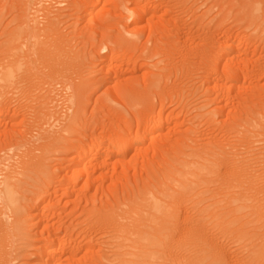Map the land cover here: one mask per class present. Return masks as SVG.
<instances>
[{
  "label": "rangeland",
  "instance_id": "1",
  "mask_svg": "<svg viewBox=\"0 0 264 264\" xmlns=\"http://www.w3.org/2000/svg\"><path fill=\"white\" fill-rule=\"evenodd\" d=\"M34 1L31 5L30 4L32 2L31 0H28V1L27 0H24V1L21 0V3H20V0H0V34H1V32L5 31V29L10 30L11 28H14V26L16 25L17 20L19 18V14H21L20 12L22 10L26 11V13H29V11L30 12L33 11L34 16L36 15V17H39L41 19L43 17V15L40 16L41 13L46 12V9H44V8H50V9L52 8L53 10H55V9L59 10V9H62V7H66L67 10L63 13L64 14L66 13L65 15H67V13L69 14L71 12L70 13L71 17L66 20V23L63 24V26H61L62 31H64V32L66 31L65 33H76V30L77 31L79 30V32H82V28L84 30V28L87 27L86 28V30H87L91 26V23H92V25L94 23L95 28H94V25L92 28L97 30L96 31L93 29V31L96 32L95 34H98V33L100 34V31L101 32L107 31L110 34L115 35V33H117V31L122 30V24L121 23H123L122 22L123 20L121 21L120 17L123 16L122 15L123 13H124V16H126V13L123 12V10L121 8H120L121 11H120V9L118 10V8L120 7V4H119L120 2L118 0H100V1L98 0V3H97V5H95V8H93V9L88 8L87 9V12L89 15V16H87L88 21L91 19L93 20V21L91 20L92 22L89 21L90 23H88V24H90V26L88 27L86 24L88 22L87 19H86L87 22L84 20L86 23L84 21L81 22V20H78L79 10L81 8V0H46V1L45 0H34ZM73 1H74V3H72ZM181 1L184 4L183 8H185V11L183 10V13L179 14L180 21L185 22V23H182V25H183L182 28L184 29L185 27H188V26H190V27H188L187 30H186V28H185V30L182 29L183 31L181 30L182 34L180 33L181 34L180 39H179L180 41L178 39L176 40L179 42V45L176 47L178 49H176V52H174L176 54L173 53L172 56L169 57V60H168V58H167V60L165 59L167 62L171 61L172 64L169 63L170 65L165 63L166 67H167V65H168V67L171 66V69L170 68H169V70H168V68L165 69L166 68L164 65L165 60L162 61L163 64H162V62L159 64L161 67H162V65H163V67H165L164 70H166V71H163L165 77L162 75L164 78L162 77V79H160V81L157 83L156 88L154 86L152 92H150L151 90H149V88H147V90L150 92L149 93L150 95L147 99H145V98L148 96V94L146 96L143 95L144 92L142 93V89L146 90V87H149V85H148L149 80H151L153 78L154 74L159 73L157 71V69H155L153 63H155L156 60H159L160 58L155 57V58H153L154 59L153 60V59H149L146 57L147 58V60H146V58H145L146 55H144V53H143L145 50L143 51V49L144 48L146 49L148 47L152 48V46H150L151 42L149 41V43H148V34L146 33V30L144 31V33H142V35H140V38H139L137 44H135L136 46H134V47L132 46V48L130 47L128 49L125 48L123 50H121L122 48L117 49L118 56H116V57L118 59H120L119 57H122V55L125 53L124 54L125 58L122 57L121 60H118L121 62V63L119 62L118 64H117V59L114 60L116 63L113 64L114 68H113V73L111 74V76H113L114 73H115V76L112 77L113 79L111 78L112 79L111 81L109 80V82H108V79H106L108 77L105 75L106 74L105 71H103L100 74L95 72V71L99 70V69L97 70V68H99V66H100L99 61H98L99 59L93 60V63L87 65L85 68L86 70L84 69V72H83V79L84 80H86L88 78L93 79V77L95 79H104L105 80V81L104 80L102 81L103 83L100 87L91 88V90H93V91L89 90V92L87 93V94H89V96L87 95L88 96V98H87L88 102H87V104L83 110H82V108L79 110V114H81V116L83 117L81 119L82 120L85 119L84 123L88 122L89 126L87 125V123L82 125L81 123H83V122H80V126L76 127L77 124L75 125V124L71 123V119H72L71 117L74 114V113L72 114V112L73 111L75 112L74 108H76L75 104H73L74 102H72V101H75V95H74L75 91L73 92V91H71L72 88H68L65 86V85L69 84L67 81H61L62 78H64V79L69 78V76H68L69 71H70L69 72L70 77L71 78L75 77L76 76V74H75L76 68H73V71H72V68L67 69V71H65V70L60 71L61 75H60V73H58V74L61 77L57 78V79H60V81L57 80L58 81L57 82V81H54L51 79L52 80V82H51L52 84H51L49 79H48V81L44 80L46 78V75L44 76V72L46 71L45 74H48V71L46 70V68H44L45 69L44 70L41 65L37 64L36 68L34 69L35 72H34V70H32L30 72L33 76L31 74H30V76L32 77V80L34 79L35 76L38 77V78L35 77V80L37 82H40V83H36L38 85L35 84V82H36L35 80H33V81L30 80L31 77L29 76L30 77L29 82L31 84L27 83L28 85L25 86L27 89H25L24 86H22V88L24 90H20L21 87H19V88L17 87L16 89L13 88V90L10 89L11 91L9 89H0V101H1L0 102V109H2V111L6 112V114H7L6 118H4L2 124L0 125V134H1L0 135V143H1L0 144V147H1L0 148V165L2 164V166H0V169H1L0 170V175H1L0 178L2 179L4 174H6L4 176L10 175L11 169H12V172H11L12 176H14L15 174L19 175L25 171V169L23 168L25 166V164L30 163V162H32V163L36 162V164H38L39 161L41 162L39 165H41V167L45 170V175L40 176V173H38L39 172L38 168H37V170L36 169L33 170L32 173H35L36 176L34 174L30 173L29 174L30 179L28 178L27 182H28V184H31V185L25 187V191H26L25 194L26 195H29L30 191L32 192L34 190L33 187H31L32 185L34 186V188L36 190V191H33L34 193L37 192L39 195V193L43 192V194L37 196V198L35 196L33 197L34 199L35 198L37 199V201H36L37 203L35 202L33 204L34 206H32L31 203L25 204L26 207H27V205L32 206L33 209L31 210V212H33V210H34V212H35L34 214L36 215V217L39 216L38 218H36V221H35V219L33 220L34 222L32 224L31 223L28 224L30 226H33L34 231L37 230L36 232L39 233V234L36 233V238H38V240L39 239L40 240L39 241L37 240V242H35L33 245L41 247L44 245L43 243H45L46 240H48V239L52 240L54 237L59 236L58 239H61V241H64V243L66 241V243H65V244H67L65 246V253L66 254H68L69 250L72 251L71 249L74 245L77 246V248L79 247L77 249L78 252L76 251V252H73L74 254L72 253L73 257L72 256L70 257V255L67 256L66 254H64L65 257L62 255L59 262H56L57 264H82V263L83 264L84 263L85 264L86 263H88V264H90V263L112 264L113 263L114 264V262H111V260L115 258L114 255L117 254V252H119V253L123 252V249H119V248L115 247L119 242L114 241V240H116V239H114V238H116V236L114 237V235H113L114 233L111 232V229L109 228L110 225H106V224H105V226L101 225L102 228L106 227L105 228L106 231L101 228L102 231L100 229L99 230L97 229L95 232L92 231V232H88V233L83 232L82 231V225L81 224L79 225V222L80 223L82 222V220H83L82 217L84 218V213L86 211H91L92 209H93L92 211H97L98 209L100 211L103 208V206H102L103 204H104V210L107 208L106 210H109V211L112 210V211H118L121 213H123L122 211H124V216L126 217V220H123V224H128V222H129L128 225H130V223L133 224L138 220L137 218H134V217L139 218V216H137L138 215L137 213L135 214L134 212L130 211L131 207H135V208H137V210H138V208H139V210L140 209L144 210L147 206L148 198H150L149 200H151L154 197V198L160 199L161 201L164 200L163 202L165 205H167V203L173 205V207H174L173 209L176 210L175 213L177 212L176 215L178 214L176 216V218L178 217V219H175L178 221L177 225H182L183 223L184 224L188 223V221L191 219H189L187 221V219L185 220V218L182 219V216L184 215L183 217H186L188 215H192V213L189 212V211H192V209H191L192 207H190V206L193 205L192 204L193 200L198 199V192L199 191H196V190H195L196 192L192 191L188 194V196H187V194L182 195V196L176 194L175 191L176 190L180 191L181 188L179 187V189H178V186L175 187V185H174L175 183L173 181L171 182V180H169V177H168L169 174L168 173H171V171L172 172L175 171L174 167H176L177 165L179 167L182 160H184V158H185L184 154H188V153L192 152L193 150L199 148L200 145L203 146V145L207 144L209 141H211V143L212 142L215 143V146L219 145V147H222V145L224 143L222 148H224V146H225V149L230 144L231 145L235 144V143H232V142L236 141V138L231 137L233 135L229 134V136H228V133H225L226 131L222 132V124L219 125L222 118H223V120L225 119V117L227 119V116L232 117L236 112L241 111L243 119H245V118L249 119V118L253 117L259 123V125H260L259 129L264 128V17L262 16V13H260V18H259L260 20L258 19L259 20V22H258L259 26H249V25H246V23L244 24V22L246 20L243 22V19H245L244 17L246 15V13L251 12L252 9L247 8L245 6L244 0H242V2H243L242 5H244V6H242V8H244L243 10L241 8V5H239L240 0H236V1L233 0L235 3L232 2V0H224V1L220 0L221 2L218 0H214V2H212L213 0H210L211 3L209 0H207V1L206 0H204V1L203 0H197L196 1L197 3L194 0H188L187 2L185 0H181ZM262 1L264 2V0H262ZM24 2H25V4L26 3L30 4V6L28 4L24 5ZM37 2L40 3V7L35 8L37 6V4H36ZM61 2L62 3L66 2V3L60 5L59 3H61ZM215 2H217V4H215ZM219 2L221 4H219ZM237 2L239 4H237ZM17 3L19 4V6H17V9H16L15 4L18 5ZM34 3L36 4V6H33ZM42 3H43V5H42ZM190 3H192V4H190ZM13 5H14L16 10L13 9ZM23 5L25 8L23 7ZM188 5L189 6L195 5L194 7L190 6L192 11L190 10V8H188V10H187L186 7H188ZM212 5H213V7H212ZM10 6H12V7H10ZM67 6H70V7H67ZM217 6L218 7L220 6V8H218L219 10L217 9ZM113 7H115V9ZM42 8L44 9V11ZM108 8H110V10L111 9L112 10L110 11ZM210 8H212V10H210ZM162 9H166L165 12L168 11V8H165L164 6H162V7L160 6L159 7L160 13L157 12V15H159V16H157V18L160 16L162 17V13L164 11V10L162 11ZM194 9H195V11L193 12ZM239 9H240V11L242 10V12H240ZM247 9H249V11ZM17 10L19 11V13ZM101 10H103L104 13H102L103 11H101ZM105 10H107V13H110V12L116 10L115 14L113 13L115 16H118V13L116 14V12H119V11L122 14L119 12L121 14V16L119 17L120 19L118 20L117 17H114L113 19H111L110 23H107L108 26L106 25V27H105V25H102L101 23H99V24H101L102 26H100V25L97 26L98 22H100V20L96 18L97 19V22H96L95 21L96 19L90 18V14H92L90 12L91 11L94 12L93 15L96 14L94 17L101 16L104 19V16L108 15V14H106ZM186 10L189 11V13L193 12V14L195 13L196 15L195 14L193 15L192 13L189 14ZM206 11H207V13H206ZM218 11L224 12V13L219 12L221 15L223 13V16L220 15L223 18H220ZM237 12L240 13L241 17H243L242 19L240 16L238 17L239 13H237ZM33 13H32V15H33ZM226 13H228V14L225 15ZM201 14H203V15H201ZM243 14H245V15H243ZM93 15H91V16H93ZM191 15H193L194 18H196L197 16L198 17L201 16V19L198 17L196 18L198 20L200 19V25L198 24V20H197L198 25H197V27L193 26V28H194L193 31H191L193 29V28L191 29V25L195 24L196 21L194 18L190 17ZM232 16H234V17L232 18ZM224 17H227V19H229V20L228 21H227V19L224 20L225 22H227V24L223 22L224 23V28H223V26L219 25V22L221 20H223ZM235 17H236V20L234 19ZM214 18H216L218 21H216V19H214ZM232 19L235 20V22ZM193 20L195 22H193ZM240 20H242V21L240 22ZM40 21H44V20H40ZM40 21H38V23ZM101 21H102V19H101ZM126 21H127V24H129V26H127V29H126L127 31L133 32V30H134V33H139V30H137L138 32L136 31V29L134 28L136 26L132 22H130L128 20H126ZM126 21L124 20V23ZM144 22H146V21H144ZM191 22H193V23H191ZM236 22H239V23H236ZM242 22H243V24H241ZM44 23H43V25H44ZM109 24H111V25H109ZM145 25L147 26L148 24L145 23ZM145 25H142V27L146 28ZM226 25H228V26H226ZM39 26H40V24H39ZM199 26H200V29L198 28ZM201 26H203V27H201ZM216 26H217V28H216ZM89 30H91V29L89 28ZM220 30L221 31L226 30L228 32L227 37H225V38L230 43V50H228L229 51L228 58L230 57V60L227 62L228 65H227L226 69L228 70V73H230V75H229L230 77L228 76L229 79H227V80L222 79L220 82H217V84H216V85L221 84L220 85L221 88H222V84H224L223 88L226 89V90H223L224 96H225V94L227 95V97L225 96L226 99L223 96L224 97L223 99H225L224 101L221 98L222 100L218 104L217 107H219L221 104L222 107H223V105H225L226 109L223 107L225 109V110L223 109L224 113L221 114L222 112H218L219 114L215 116V119L218 122L216 124L219 125L221 128L216 125L212 131L211 130L209 131V132H211L209 134V133H207L208 131H205L206 126H202L203 125L202 120H204L202 118H204V117H201L202 120H200V118L197 119V114L195 112H198V110H196V107L197 106L199 107L200 103L199 104H196V103H198L200 101H198L197 98L195 99V97L192 93H194L195 88L198 86L197 84L200 82H201L200 83L201 85L199 84V86H200L199 92H201L202 89H203L202 91H204L205 89L206 90L210 89L209 87L208 88H206V87L211 85L210 84L211 82L209 83L208 81H211V80H209V78L211 79L210 75L212 74V72L210 71L211 73H209L208 70L205 72V69L202 67V64H200V62H199L200 60H198L200 55L197 54L198 53L197 48L199 49V51H201L203 48H205V46L209 47L211 42H213V44L215 43L214 39L219 41V42L220 41L223 42V40L225 41V38H224L225 35L224 34H226V31H225V33H222L223 31L221 32ZM196 31H198V33ZM190 32L192 33L191 34L192 38H190V36H189ZM220 32H221V35H220ZM229 32H230V34H229ZM193 33H195V34H193ZM212 34H213V36H212ZM209 35H210V37H209ZM90 36H91V38L95 37L94 39H92L93 41H91V42L96 44V41L98 40L99 42H97V43H99V45L101 44L100 39H99V35L98 36L93 35V37H92V35L90 34ZM126 36H128V35H126ZM96 37H97V39H96ZM206 37H207V39H206ZM211 37H213V38L210 39ZM184 38H185V40H184ZM187 38H190V39H187ZM209 40H212V41L210 43H208ZM2 41H3V39L0 37V50L1 51H2V49L4 50V48H2V45H1ZM178 42L176 44H178ZM218 43L216 42L215 45H217ZM229 43H227V44H229ZM73 44L74 43H72V46L70 47L72 49H70V48L68 49V53L70 56H77L78 55L77 58H78V60L80 59V61H81L82 60V52H83L81 50H82V47H84V46H82V43H79L78 45H77V43L74 45ZM104 44H106V43H103V45L101 44L102 47L97 48L96 53L99 54V57H102V55L105 54V52L107 51V50H103V48L105 47ZM186 44H188V45H186ZM106 45L109 46L108 43ZM181 45H183V46H181ZM215 45H213L212 51H214L215 49L217 50L219 48L220 44L216 46L217 48L215 47ZM74 46H75V48H74ZM110 46L112 47V45H110ZM182 47H184V49ZM85 48L87 50H89L90 46L85 45L83 50H86ZM180 48H182V49H180ZM245 49H247V51H245ZM24 50H25V48H24ZM216 50L214 52H212V53H215L213 55L214 58L216 56V53H218V52H216ZM186 52H187V54H186ZM192 54H194V57ZM195 54H197V55H195ZM126 55H128V56H126ZM176 56L179 58H177ZM182 56H185V57H182ZM195 56H198V58H196ZM130 59H131V61H130ZM161 59H162V57H161ZM172 60H173V62H172ZM25 61H27V59ZM153 61H155V62H153ZM128 62H130L131 64ZM188 62H190V63H188ZM187 63H188V65H187ZM229 63H230V65H229ZM183 64L185 65V67L183 66ZM189 64H191V65H189ZM222 64H224L223 60H221L219 62V68L222 66ZM186 66L189 67L190 69H188ZM180 67H181V69H180ZM229 68H230V70H229ZM174 69H175V71H174ZM212 69H209V70H212ZM81 70H82V67L80 68V70H77V71L81 72L80 73L81 77H80L79 81L82 82V71ZM167 70H168V72H167ZM184 70L187 71L186 74L183 73ZM36 72H37V74H35ZM201 72H202V74H201ZM204 72L206 73L205 77H206L207 81H206V79H204V76H203ZM39 73H42L43 75L42 76H41V74L38 75ZM235 73L238 76H236ZM62 74H64V77L62 76ZM57 75H56V77H57ZM36 78L39 80H37ZM41 78H43L44 81ZM64 79H62V80H64ZM72 79H74L75 82H77V80H78L77 77L72 78ZM172 79H173V82H172ZM41 80H42L43 84H42ZM126 80H128L130 82H128ZM223 81L224 82L226 81V82L224 83ZM62 82L63 83L65 82V84H63ZM128 83H131V84H128ZM34 84H35V87H31V85L34 86ZM41 84H42V86H41ZM173 84H175L177 86H175ZM146 85H148V86H146ZM178 85H180V86H178ZM203 85H204V88H202ZM28 86H30L31 88ZM127 86L131 89L132 88H134L135 90L137 89V91L139 92L138 93L139 95L137 94L138 96L135 95L133 97L132 95H128V93L123 92L124 91L123 87H127ZM182 86H184V87H182ZM178 87L181 89H179ZM108 88H109V90H108ZM192 89L194 91H192ZM105 91H107V92H105ZM112 92L114 93V95ZM190 92H191V94H190ZM15 93H17V94H15ZM110 93H111V95H110ZM140 93H142V95ZM180 93H181V95H180ZM46 94L48 97L46 96ZM71 94H73V95H71ZM222 94H221V96H222ZM180 96H182V97H180ZM211 97H213V96H211ZM211 97H207V99L210 98L209 100H211ZM45 98H46V100H45ZM48 98H49V100H48ZM9 100H11V101H9ZM195 100L197 102H195ZM2 101H3V103H2ZM222 101H223V103H222ZM45 102L47 104H45ZM212 107L213 106H211L210 109ZM206 108H204V109H206ZM208 108H207V110H209ZM42 109H43V111H42ZM72 109H74V110H72ZM204 109L201 111V113H203ZM205 111H204V113H205ZM149 113H152L151 119H153L152 120L153 122L155 120L153 118L154 115H156V116H158V115L162 116L163 115L162 116L163 119L165 118V120H164L165 122L163 123L162 128H161L162 130L159 133H157V132L154 133V136L156 138L154 139L153 142L152 141L148 142L146 140L145 141L143 140L142 142L138 143L139 148L135 144L136 145L135 148L133 147L134 146L133 145L132 146L133 149L127 148L128 150H124L123 153L117 151V149L114 147L107 148V146H106L107 142H115V139H116L115 137H117V136H115V135H117L116 130H117V132H119V131L121 132V131H125V130L127 131V129L128 130L130 129V134H133L136 132V130H139L141 132L142 129H146V133H150V128H151L150 126L153 125V122L151 123V121H149L151 123L150 124V123H148L147 119L145 118V117H147V115ZM225 114H226V116H224ZM40 115H41V117H40ZM42 115H43V118H42ZM156 116H154V117L156 118ZM194 118L198 120V123L202 127L198 123H196L197 120L195 121ZM69 119H70V121H69ZM166 119H167V121H166ZM58 120H59V122H58ZM82 120H80V121H82ZM61 122L65 123L67 125H65V124L62 125ZM68 123H70V124H68ZM61 125H62V127H61ZM74 125H75V127H74ZM85 125H87L86 126L87 129H85L86 128ZM196 125L198 126L197 127L198 130L195 129ZM68 127L69 128L73 127L72 128L73 130L71 129L72 131L71 130L69 131ZM148 127H149V129H148ZM218 128H219V130H218ZM190 129H191V131H190ZM88 130H89V133H87ZM194 130H196V132ZM251 130H252V128H251ZM255 130H257V129H255ZM114 131H115V133H114ZM221 132H222V134H221ZM49 133H50V136H49ZM204 133H206V134H204ZM224 133H225V135H224ZM226 136H228V137H226ZM204 137H205V139H204ZM95 138H97V141L95 144V147H97V149L93 150L91 153H88L89 155H87L85 159L81 160L82 170L80 172H82V173H81V175L79 174V176H80L79 180H76V176H74L76 173L74 170L76 167L75 166L76 163L74 162L75 160H73V157H75L74 155H76L81 150L85 151V152L88 151V148H90L92 146L93 139H95ZM226 138H229V139L226 140ZM35 140H38V141H35ZM111 140H114V141H111ZM201 142H203L204 144ZM228 142H231V143H228ZM45 143H46V145H48L47 147H45L46 149L43 148L44 146H46ZM226 143H228V144H226ZM216 144H218V145H216ZM10 145H12L11 146L12 148L10 147ZM42 145H43V147H41ZM14 146H15V149H14ZM195 146L196 147L198 146V147L196 148ZM37 147H38V149H37ZM40 148H42V149H40ZM73 148H75L76 150ZM79 148H80V150H79ZM27 149L29 152L26 151ZM43 149L46 150L45 153H42V152H44ZM77 149H78V151H77ZM263 150H264V142L256 144V147H255L256 152H262ZM76 151H77V153H76ZM34 160H36V161H34ZM15 163H16L17 167L15 166ZM21 164L22 165L24 164V165L22 166ZM8 166H10L11 168ZM15 167H16V169L18 167L19 168L16 170V169H14ZM23 169H24V171H21ZM169 169L170 170L172 169V170L170 171ZM166 170H168L167 171L168 173L166 172ZM34 171H37V173ZM165 172H166V174H168L167 176L164 174ZM259 173H264V169L259 170L258 174ZM162 174L164 176H162ZM37 176L39 179L37 178V180H35L36 178H34V177H37ZM72 176H74V178ZM88 176H89V181H87V183H86L85 180L88 179L87 178ZM19 177L20 176H17V178H19ZM53 177H56V178H53ZM163 177L168 178L167 181ZM20 178H22V177H20ZM44 179L46 182H48V184H47L48 190L47 191H49L48 192L49 196L47 194L46 195L44 194L45 193L44 188H43V191L38 190L42 186L39 187L38 189L36 188V187L41 185V183H42L41 180L44 181ZM29 180H30V182H29ZM38 180H39L38 185L37 184L35 185L34 183L37 182ZM74 180H76V181L74 182ZM163 181H165V182H163ZM167 182L170 183L171 185L168 184ZM61 184H63V186ZM163 184H165V187ZM159 185H161V186L159 187ZM166 186H169V187H166ZM161 187H162V189H161ZM26 189H29V190H26ZM51 190H53L55 193L52 194ZM162 192L164 193V195H161ZM189 195L190 196L192 195V198ZM170 197H172L173 200L169 199ZM219 197H221V198H219ZM219 197H218L219 199H217V200L221 199L220 200L221 202L219 205L225 206L224 200L227 201V198L229 199L230 195L228 194V195L224 196L222 194V195H219ZM39 199H40V201L44 199V204H43V201L40 202ZM191 200H192V202H191ZM39 202H40V204H42V206H40V208H43V209L39 208V210L38 209L36 210L35 208ZM183 204H185V205H183ZM43 205L44 206L47 205L48 206V207H46L47 209L46 208L44 209ZM128 208H130V209H128ZM40 210H43V213ZM119 210H122V211H119ZM127 210H129V211H127ZM50 211H51V213H50ZM38 212H40V214ZM127 213H128V215H127ZM133 213H134V215H133ZM185 213H186V215H185ZM49 215H51V216L49 217ZM45 217H46V220H45ZM191 218H192V216H191ZM249 219H251V218H249ZM249 219H246V218L233 219V218L228 217L225 219L222 218L220 220L219 219H217V220L221 221V224H223L222 222H224L225 223L224 225H228V228L226 230H228L229 228H232V230H234V227L235 228L240 227L242 230L241 232H243L247 236L250 235V237H251L253 232H252V228H251L252 225L247 224L250 221ZM192 220L189 221V223H191ZM217 220H215L216 222L213 223V224H215L214 225L215 228H212L211 232L208 233V238L218 237V238H216V239H219L217 241H220L222 239L220 241V244L226 245L230 241L227 236L232 230L230 232L228 230L227 233L225 232L226 231L225 230L224 231L226 233L225 234L222 231L226 227L224 225H222L224 229L222 227H219L220 230L223 229L222 231H219L218 229H217V231H215L217 224L219 223ZM254 220H255V218L253 220L251 219V221H254ZM38 221H40V223ZM45 221H47V222L45 223ZM68 221L70 222V224L68 223ZM132 221H134V222H132ZM49 222H50V224H48L49 226L53 225L52 229L50 228L48 231L46 229H45V231L42 230V229H44V223L47 224ZM120 222L122 223V220H120ZM35 223H37V224L35 225ZM41 223L43 224V227H42ZM244 224H247V226H245ZM66 225H67V227H66ZM76 225H77V227H76ZM63 227H66V228L64 229ZM108 228H109V230H108ZM55 229H57L58 231H55ZM213 229H214V231H213ZM46 231L48 232V234ZM66 231H68V232H66ZM40 232L41 233L43 232L42 235H40L41 234ZM49 232H50V234L52 233V235H50ZM104 232H107V233H104ZM56 233H58V234L55 235ZM60 233H62V234H60ZM47 235H50V236L48 237ZM191 235L192 234L186 235L185 233H183V232L181 233L177 230L170 232V233L169 232L165 233L164 236L161 237V240L163 242L160 241V242L156 243L157 245L158 244L160 245V247L159 246L156 247L157 248L156 250H159V251H157L159 253L158 257L159 258L161 257V258L160 259L158 258V260H156L155 262L156 263L158 262L157 264H211V263H213V261H217L218 256H219L220 257L219 259L223 258L222 260H220L221 264H224V262H225V264H264V262H262V261H264L263 260L264 257L262 260L261 259L255 260V259H252L250 257V255L254 256L255 253H253V252H255V250L257 251V249L260 250L262 248V247L261 248L255 247L257 249H251L252 246H250V245L252 243H254L253 239L249 240L250 241L249 244L251 243L250 245L247 244L248 243V240H247V241H245L244 245L242 244L239 246L235 245L236 243H234L232 245V242L230 241L231 245L228 248H226V247L230 243H228L227 246L224 245L225 247L223 246L221 248L222 250L217 251V250L204 249V248L201 249L199 247V245L196 242H194L196 240V237L194 235H192V236ZM229 235L231 237V233ZM51 236H52V238H51ZM193 236L195 239L193 238ZM46 237H48V239ZM57 237H56V240H57ZM67 237L69 238V240ZM205 237L207 238V234ZM222 237H224V238H222ZM130 238L135 239L134 236H132ZM86 239L88 241H86ZM225 239H228L229 241L226 240V242H227L226 243V242H224ZM53 240H55V238ZM82 240H84V241L82 242ZM154 240L155 241H153L154 242L153 244H147L146 246L140 247V248L138 246H136L135 244L131 245L132 246V247H130L131 249L130 248L128 249V251H130V254H131L130 258H132V259L137 258V256H139L140 253H142V251L144 249H148L147 252L148 251L151 252L152 249H155V242H157L156 239H154ZM7 242H8V245H7L6 251H8V250L9 251H8V253L6 252L5 260L8 256L10 258L8 257L9 258L8 263H7V260L5 261L6 264H31V263L35 264L36 263V259L33 257L35 256L34 254H37L38 250L36 249L37 250V252H36L34 246H33L34 248L31 247V249L29 247H26L25 249H27V248H29V249H27L26 251H24L25 249H23V251H22V250L18 249L21 246L20 247H18V246L24 244L23 240H20V242L23 244H21L20 242H16V240H12V238L11 239L8 238ZM221 242H223V243H221ZM161 243H163V246H161L162 245ZM14 244L17 246L15 247ZM153 245H154V247H153ZM84 246H86V247H84ZM148 246H150V247H148ZM23 247H25V245H23L20 249H22ZM39 247H38V249H39ZM54 248L56 249V248H58V246L56 245V247L54 246ZM13 249L15 252H13ZM263 249L264 248H262V250ZM156 250H152V251H156ZM16 251H18V252L16 253ZM20 251L24 252L25 255L22 254V252H21V254H19ZM145 251L146 250H144V252ZM31 252L34 253L32 256H30ZM124 252H125V249H124ZM13 253H16V254H13ZM217 253H219V254H217ZM27 254H28L29 258H27ZM220 254H221V256H220ZM263 254H264V251H263ZM11 257L14 258V260ZM67 257H68V259H67ZM88 260H90V262H87ZM249 260H251V262ZM239 261L242 263H240ZM258 261H260V262H258ZM5 262H4V264H5ZM156 263H154V264H156Z\"/></svg>",
  "mask_w": 264,
  "mask_h": 264
},
{
  "label": "bare ground",
  "instance_id": "2",
  "mask_svg": "<svg viewBox=\"0 0 264 264\" xmlns=\"http://www.w3.org/2000/svg\"><path fill=\"white\" fill-rule=\"evenodd\" d=\"M31 1L32 2L30 4L32 5V3H33L34 0H31ZM118 1L120 2L119 3L120 4V7L118 8V10L121 8L123 10V12L126 13V16H124V13L122 14L120 12L121 9H120L119 12L123 16H121V14L119 12H116V14L118 13V16H115L114 14H115V11L116 10H114V11H112L110 13H107V10H105L106 11V14H108V15L107 16H104V19L101 16L94 17L96 14L93 15L94 12H92V11L90 12V13H92V14H90V18H93V19H96L97 18V19L100 20V22H98V25L97 26H99V25L100 26L105 25V27H106L107 23H110L111 22V19H113L114 17H117L118 20L121 18L120 20L121 21L123 20L122 21L123 23H121L122 24V30L121 31H117V33H115V35L114 34H110L107 31H106L107 33L100 31V34L99 33L98 34H95L96 32L93 31V29L95 28L94 23H93L94 28H92L93 27L92 23H91V26H90V24H88V23L92 22L93 20L91 19L92 21L91 20H89L90 22L88 21L87 16H89V15H88L87 9L88 8H92V9L95 8V5H97L98 0H81V8L79 10L78 20H81V22H83L84 20L86 21V19H87L88 22L87 21H86L87 23L85 21L84 22L87 24L88 27L90 26L89 28L91 30H89V28L86 30V28H87L86 27V28H84V30L82 28V32H79V30L78 31L76 30V33H65L66 31L65 32L62 31V27L61 26H63V24L66 23V20L71 17V15H70L71 12L69 14L67 13V15H65L66 13L65 14L63 13V12H65L67 10L66 7H62V9H59V10L58 9L57 10L56 9L53 10L52 8H51L52 10L50 8H44V9H46V12L45 13L43 12L44 9L42 8L43 9V11H42L43 13H41L40 16L43 15V17L41 19L39 17H36V15L34 16L33 11L32 12L29 11V13H26V11H23L22 10L20 12L21 14H19V18H18L17 23L14 26V28H11L10 30L9 29L8 30L5 29V31L1 32V34H0V37L3 39L1 45H2V48H4V50L2 48H1L2 51L0 50L1 51L0 52V89H9V90L12 89L13 90V88H15V89L17 87L18 88L19 87L22 88V86H24V88L27 89L25 86L30 83L29 82V79L31 77L30 76V74H31L30 72L36 68L37 64L38 65H41L43 67V69L46 68V70L48 71V74H45L46 71L44 72V76L46 75V78L44 80L45 81L46 80L48 81V79H49L50 80V83L52 82V80H54V81L59 80L60 81V79H57L58 77H61L60 76L61 75V72L60 71H63V70L67 71V69H71V68H72V71H73V68H76L75 69L76 70V73H75L76 76L75 77L78 78L77 82H75L74 79H72V78H75V77H72V78L70 77V75H69L70 74L69 73L70 71L69 70H68L69 71L68 72L69 78H65V79L62 78L64 80L61 79V81H67L69 84L68 85H65V86L68 87V88H72L71 91H73V92L75 91V93H74V95H75V101H72V102H74L73 104H75V107L76 108L73 107L75 109V112L74 111L72 112V114L73 113L74 114L71 117L72 118L71 119V123L72 124H75V125L77 124L76 127L80 126V122H83V123H81L82 125H84V124L87 123V125L89 126L88 122L84 123V120L85 119L84 120L81 119L83 117L81 116V114H79V110L81 108L83 110L84 107L86 106V104L88 102L87 101V98L89 96V94H87V93L89 92V90H91V88L100 87L102 85V83H103L102 81L104 79H95L93 77V79L92 78H88V79L85 78L86 80H84L83 79L84 69L86 68L87 65L93 63V60L99 59L98 61H99L100 66H99V68H97V70L98 69L99 70L98 71H95V72L100 74L103 71H105V73H106L105 75L108 77L106 79H108V82H109V80L111 81L113 79L112 77L115 76V73H114L113 76H111V74L113 73V68H114L113 67L114 66L113 64L116 63L114 60L117 59V64H118L120 62L118 60H121L122 57L125 58L124 57V54H125L124 52H123L124 54L122 55V57H119L120 59H118L116 57V56H118L117 49L118 48H122L121 50H123L125 48L128 49L130 47L132 48V46L133 47L136 46L135 44H137V42H138V40L140 38V35H142V33H144V31L146 30V33L148 34V43H149V41L151 42V45L150 46H152V48L151 47L150 48L148 47L146 49L145 48L143 49V51L145 50L143 52L144 55H146L145 58L146 57L149 58V59H153L155 57H159L160 58L159 60H156V62L153 61V62H155V63H153L154 64V67H155V69H157V71L159 73L154 74L153 75V78L151 80H149V84H148L149 87H146L148 85L145 86L146 87V90H147V88H149V90H151L150 92H152L154 86L156 88L157 83L160 81V79H162L163 76L165 77V75L163 73V71H166V70H164V68L166 67L165 63L168 64V65L172 64L171 61H168L167 62L166 60H167V58L169 60V57L172 56V54L174 52H176V49H178L176 47L179 45V42L176 41V40L177 39L178 40L180 39V35L182 34V31L185 30V28L187 30L188 27H190V26H188V27H185L183 29L182 28L183 27L182 23H185V22H181L180 21V18H179V14L183 13V10L185 11V8H183V5L184 4L182 3L181 0H118ZM185 1L187 2L188 0H185ZM194 1L196 2L197 0H194ZM218 1H220V0H218ZM234 1H236V0H234ZM234 1L232 0V2H234ZM244 1H245V6L247 8L252 9V11H253V12L252 11L251 12H248L249 9H247L248 10L247 11L248 13H246V15L243 14V15H245V17H244L245 19H243V22L246 20L244 22V24L246 23V25H249V26H259L258 25V22L260 20L259 19L260 18V13H262V16L264 17V2L262 0H244ZM212 2H214V0ZM220 2H219V4H221ZM20 3H21V0H20ZM64 3H66V2H63V3L61 2L59 4L62 5ZM72 3H74V1ZM210 3H211V1H210ZM26 4H28V3H26ZM26 4L24 2V5H26ZM30 4H28V5L30 6ZM34 4H33V6H36V4H37V6L35 8L40 7V3L39 2H37L35 5ZM190 4H192V3H190ZM215 4H217V2H215ZM237 4H239V3L237 2ZM242 4H243V2H242V0H240V4L239 5H241V8H242V6H244ZM24 5H23V7H24ZM42 5H43V3H42ZM15 6H16V9H17V6H19V4L18 5L15 4ZM160 6L161 7L164 6L165 8H168V11L165 12L166 9H162V11L164 10L163 13L161 12L162 13V17L160 16V17L157 18V16H159V15H157V12L160 13L159 12L160 11L159 10V7ZM190 6H193V5H190ZM190 6L188 5V7H186L187 10H188V8H190ZM10 7H12V6H10ZM67 7H70V6H67ZM212 7H213V5H212ZM113 8L115 9V7H113ZM218 8H220V6L219 7L217 6V9ZM13 9L16 10L15 7H14V5H13ZM108 9L110 10V8H108ZM243 9L244 8H242V10ZM190 10L192 11L191 8H190ZM210 10H212V8H210ZM242 10L240 11V9H239L240 12H242ZM101 11H103V10H101ZM194 11H195V9L193 10V12ZM187 12L189 13V11H187ZM193 12H191V13L193 14ZM219 12H223V11H218V14L220 16L221 14ZM18 13H19V11H18ZM32 13H33V15H32ZM102 13H104V11ZM191 13H189V14H191ZM206 13H207V11H206ZM223 13H222L221 16H223ZM237 13H239V12H237ZM203 14H201V15H203ZM227 14L228 13H226L225 15H227ZM91 15H93V16H91ZM193 15H191L190 17L191 18H194ZM221 16H220V18H223ZM239 16H240V13H239L238 17ZM233 17L234 16H232V18ZM196 18H194L195 21H196V23L191 25V29L193 28V26L194 27H197L198 24L200 25L201 16L198 17V18H200L199 20L196 19ZM216 18H214V19H216ZM242 18L243 17H241V19ZM97 19L95 20L96 22H97ZM101 19H102V21H101ZM225 19H227V17H224V19L219 22V25L220 26H223V28H224V23L227 24V22L224 21ZM234 19L236 20V17ZM40 20H44V21H40ZM124 20L125 21L128 20V21L132 22L136 26V27H134L136 29V31L139 30V33H134V30H133V32L132 31H127L126 29H127V26H129V24H127V21L124 23ZM197 20H198V24H197ZM228 20L229 19H227V21ZM235 20H233V21L235 22ZM38 21H40V22L38 23ZM144 21H146V22H144ZM195 21L193 20V22H195ZM216 21H218V20L216 19ZM241 21L242 20H240V22ZM193 22H191V23H193ZM243 22L241 24H243ZM43 23H44V25H43ZM99 23H101L102 25L99 24ZM145 23H147L148 25L146 26ZM236 23H239V22H236ZM39 24H40V26H39ZM109 25H111V24H109ZM142 25H145L146 28H143ZM217 26H216V28H217ZM226 26H228V25H226ZM201 27H203V26H201ZM198 28L200 29V26ZM94 30H96V29H94ZM193 30H194V28L191 31H193ZM198 31H196V32L198 33ZM225 31H223L222 33H225ZM221 32H220V35H221ZM90 34L92 35V37H93V35L94 36H96V35L98 36L99 35V39H100V42H101L102 45H103V43H106V44L108 43L109 44V46L106 45V44H104L105 47L103 48V50H107V51L106 52L104 51L105 54H103L102 57H99V54L96 53L97 48L102 47V45L100 44L101 45L100 46L99 43H97V42H99L98 40L96 41V44L93 43V42H91V41H93L92 39H94L95 37L94 38H91ZM189 34H190L189 35L190 38H192L191 37L192 36L191 35L192 33L190 32ZM193 34H195V33H193ZM213 34H212V36H213ZM227 34H228V32L226 31V34H224L225 35L224 38L227 37ZM229 34H230V32H229ZM126 35H128V36H126ZM207 37H206V39H207ZM209 37H210V35H209ZM185 38H184V40H185ZM190 38H187V39H190ZM212 38L213 37H211L210 39H212ZM96 39H97V37H96ZM211 41L212 40H209L208 43H210ZM225 41L223 40V42L222 41L219 42V41H217V40L214 39V42L215 43L216 42L217 43L219 42L217 45L220 44L219 45V48L217 49L218 51L215 49L216 52H218V53H216L215 58L213 57V55L215 53H212V52L215 51V50L212 51L213 50L212 47H213V45H215V43L213 44V42H211V44H210L209 47L208 46H205V48H203L201 51H199V49L197 48V50H198V53L197 54L200 55V56L198 55L199 56V59L198 60H200L199 61L200 64H202V67L205 69V72L207 70L209 71V73L212 72V74L210 75L211 79L209 78V80H211V81H208L209 83L211 82L210 84L212 86L210 85V86H207L206 87V88L209 87L210 88L209 90L208 89L207 90L205 89L204 91H202L203 90L202 89L201 92H199L200 91L199 84L201 82L198 83V84L196 83L198 86L197 87L195 86L196 87L195 88V91L192 89V91H194V93H192V94L194 95L195 99L197 98V100L200 101V102L196 103V104H199L200 103L199 104L200 106L199 107L198 106L197 107L195 106L196 107V110H198V112H195L197 114V119H199V118H200V120L204 119V120H202L203 122L201 121L202 124H203L202 126H206V129L207 130L205 129V131H208L207 133H209V134L211 133L209 131L210 130L212 131L214 129V127L217 125L216 123H218L217 120L215 119V116L219 114L218 112H222L221 114H223L224 113L223 111L226 109L225 108V105H223V107L225 108L224 109L221 106V104H220L219 107H217L218 104L221 102V100L225 96L227 97L226 94L224 96V91L223 90H226L225 88H223L224 87L223 86L224 84H222V88L223 89L220 86L221 84L216 85L217 82H220L222 79L223 80L229 79L228 76L230 75V73H228V70L226 69V67L228 65L227 62L230 60V57L228 58V56H229V51L228 50H230V43H229V41H227L226 38H225ZM177 42H178V44H176ZM72 43H74V44L77 43V45L79 43H82V46H84V47H85V45L90 46V49L89 50H87L86 48H85L86 50H83L84 47H82V50L81 51H83V52H82V60L81 61H80V59L78 60V58H77L78 55L77 56H70L69 55L68 49L72 46ZM227 43H229V44H227ZM110 45H112V47ZM186 45H188V44H186ZM217 45H215V47ZM181 46H183V45H181ZM24 48H25L26 51L24 50ZM74 48H75V46H74ZM182 48L184 49V47H182ZM182 48H180V49H182ZM70 49H72V48H70ZM245 51H247V49H245ZM174 54H176V53H174ZM186 54H187V52H186ZM197 54H195V55H197ZM192 55L194 57V54H192ZM126 56H128V55H126ZM198 56H195V57L198 58ZM161 57H162V59H161ZM182 57H185V56H182ZM147 58H146V60H147ZM177 58H179V57H177ZM26 59H27V61H25ZM221 60L224 61V64H222V66L219 68V62ZM130 61H131V59H130ZM162 61H164V65H165V67H163V65H162L163 68L159 65ZM172 62H173V60H172ZM128 63H130V62H128ZM188 63H190V62H188ZM188 63H187V65H188ZM162 64H163V62H162ZM184 64H183V66L185 67ZM168 65H167V67L165 69L168 68V70H169V68L171 69V66L168 67ZM189 65H191V64H189ZM229 65H230V63H229ZM81 67H82V70H81L82 71V82L79 81V79L81 77V74H80L81 72L80 71L79 72L77 71V70H80ZM187 68L190 69L189 67H187ZM230 68H229V70H230ZM180 69H181V67H180ZM209 69H212L213 71L212 70H209ZM168 70H167V72H168ZM185 70L183 71V73L186 74L187 71H185ZM174 71H175V69H174ZM34 72H35V70H34ZM205 72L203 74L204 79H206V77H205L206 73ZM58 73H60V75ZM35 74H37V72ZM40 74H41V76L43 75L42 73H39L38 75H40ZM64 74H62L63 77H64ZM201 74H202V72H201ZM56 75H57V77H56ZM236 76H238V75L236 74ZM35 77H37V76H35ZM35 77H34L33 80H35ZM41 79L43 80V78H41ZM30 80H32V77H31ZM37 80H39V79H37ZM42 80H41V82H42ZM126 81H128V80H126ZM206 81H207V79H206ZM128 82H130V81H128ZM172 82H173V79H172ZM36 83H40V82H37L36 81L35 84ZM35 84H34V86L31 85V87H35ZM42 84H43V82H42ZM42 84H41V86H42ZM63 84H65V82ZM128 84H131V83H128ZM36 85H38V84H36ZM173 85H175V84H173ZM204 85L202 86V88H204ZM175 86H177V85H175ZM178 86H180V85H178ZM28 87H30V86H28ZM127 87H123L124 88V91L123 92L128 93V95H132L134 97L135 95H137L139 93L137 91V89L135 90L134 88L131 89V88H129V87L127 88ZM182 87H184V86H182ZM21 88H20V90H24L23 88L22 89ZM179 89H181V88H179ZM108 90H109V88H108ZM146 90H143L142 89V93L143 92L145 93V94L143 93V95L146 96L148 94V96L145 99H147L149 97V95H150L149 94L150 92L148 90H147L148 91L147 92ZM91 91H93V90H91ZM105 92H107V91H105ZM142 93H140V94L142 95ZM15 94H17V93H15ZM190 94H191V92H190ZM221 94H222V96H221ZM71 95H73V94H71ZM110 95H111V93H110ZM113 95H114V93H113ZM180 95H181V93H180ZM46 96H47V94H46ZM211 96H213V97H211ZM180 97H182V96H180ZM207 97H211V100H209L210 98L207 99ZM226 97H225V99H226ZM225 99H223V101ZM45 100H46V98H45ZM48 100H49V98H48ZM9 101H11V100H9ZM223 101H222V103H223ZM46 102H45V104H47ZM195 102H197V101L195 100ZM2 103H3V101H2ZM209 106L210 107L213 106V107L210 109ZM206 107L207 108L209 107L208 108L209 110H207ZM204 108H206V109H204ZM74 109H72V110H74ZM203 109H204V111L206 110L205 113H204V111H203V113H201V111ZM42 111H43V109H42ZM6 116H7L6 112H4V111H2V109H0V125L2 124V122H3L4 118H6ZM154 116H156V115H154ZM154 116H153V118L155 119L154 122L152 121L153 119H151L152 118V113H149L147 115V117H145L147 119L148 123H150L149 121H151V123L153 122V125L150 126L151 127L150 128V133H146V129H142L141 132L139 130H136V132L133 133V134H130V129L129 130L127 129V131L125 130V131H121V132L120 131L117 132V130H116L117 135H115V136H117V137H115L116 138L115 139V142H107L106 143L107 148L114 147V148L117 149V151L123 153L124 150H128L130 148L133 149V147L135 148L136 145L138 147V145H139L138 143L142 142L143 140L144 141L146 140L148 142L149 141H152L153 142L154 139L156 138L154 136V133L155 132L159 133L162 130L161 128H162L163 123L165 122L164 121L165 118L163 119V117H162L163 115L162 116L161 115H158V116H156V118ZM224 116H226V114ZM40 117H41V115H40ZM201 117H204V118L201 119ZM42 118H43V115H42ZM197 119L194 118L195 121ZM59 120H58V122H59ZM80 120H82V121H80ZM69 121H70V119H69ZM166 121H167V119H166ZM196 123H198V120H197ZM64 124L65 123H62V125H64ZM68 124H70V123H68ZM221 124H222V132H225L226 131L225 133H228V136L230 134V135H233L231 137L236 138V141H234V140H233L234 142L231 141L232 143H235V144H233V145L230 144L226 148L227 149L226 150L225 149V146H224V148H222L223 145H224V143H223L222 147H219L218 144H216L218 146H215V143H213V142L211 143V141H209L205 145H203L204 143L201 142V143H203L202 144L203 146L200 145L199 148H197L199 145L197 147L195 146L197 149L193 150L192 152H190L188 154H184V157H185V158L183 157L184 160H182V162L179 160L181 162V164L179 165V167H178L177 164H176L177 166L175 165L177 168L173 166L175 168V171L172 172L171 171L172 169L171 170L169 169L171 171V173H168L167 172L168 170H166V172L169 175L166 174V172L164 173L166 176L168 175L169 180H171V182L173 181L175 183L174 184L175 187L178 186V189H179V187L181 188L180 191H178V190L175 191L176 194L181 195V196L187 194V196H188V194L190 192H192V191H195V190L196 191H199L198 192V199L193 200V203H192L193 205L190 206V207H192L191 209H192L193 212L192 211H189V212H191L192 215H188L187 214L188 216H186V217H183L184 215L182 216V219L185 218V220L187 219V221L189 219L192 220L194 218L191 223H189V221H191V220H189L188 223H185V224L183 223L182 225H177L178 221L175 220V219H178V217L176 218V216L178 214L176 215L177 212L175 213L176 210L173 209L174 208L173 205L168 204V203H167V205H165L164 202H163L164 200L161 201L160 199H157V198H154V197L151 200H149L150 198H148L147 206H146V208L144 210H141V209L139 210V208L137 210V208L130 206L131 207V210L130 211L134 212L135 214L137 213L138 214L137 216H139V218L138 217H134V218H137L138 220L136 221L134 219L136 222L133 223V224L130 223V225H128L129 222H128V224H123V220H126V217L124 216V211H122L123 209L122 210H119V211H122L123 213L118 212V211H112V210L109 211V210H106L107 208L104 210V204L102 205L103 206V208H102L103 210L101 209L99 211V209L98 210L96 209L97 211H92L93 209L91 208L92 209L91 211H86L84 213V218L82 217V219H83L82 222L81 223L79 222V225L80 224L82 225V231L83 232H87V233L88 232H92V231L95 232L97 229L98 230L100 229L102 231V229L105 230L106 227L105 228L104 227L102 228L101 225H104V226H105V224L106 225H110V227L109 226L108 227L111 229V232L114 233L113 234L114 237L116 236V238H114L116 240H114V241H118L119 242L117 245L115 244L116 246L115 245L114 246L117 247V248H119V249H123V252H121V253L117 252V254L114 253L115 255L113 254L115 256V258L112 259L111 262H114V264H154V263H156L155 261L158 260V258H159L158 257V254L159 253L157 252L159 250H156L157 249L156 247H158V246L160 247V245L159 244L157 245L156 243L162 241L161 240V237H163L165 233H168V232L170 233V232H173L175 230H177V231H179L181 233L183 232L186 235L187 234L194 235L196 237V240L194 242H196L201 249L204 248V249H211V250H217V251L222 250L221 248L225 245V244L224 245L223 244H220V241L222 239L220 238L221 240L220 241H217V240H219V239H216L218 237L208 238V233L211 232V229L212 228H215L214 227L215 224H213V223L216 222L215 220H217V219L220 220L222 218L225 219V218H228V217L229 218H233V219H240V218L249 219V218H251L252 220L255 218L254 221H251V219H249L250 221L247 223L248 225H252L251 228H252L253 234L251 235V237H250V235L247 236L243 232H241L242 230H241L240 227H238V228H235L234 227V230H232V228H229L228 229L229 232L232 230L230 232L231 233V237L229 235L230 233L228 234V236L226 235L229 238V240L232 242V245L234 243H236L235 245H238V246L239 245H242V244L244 245L245 241H247V240H248V243L247 244H249V242H250L249 240L250 239H253V242L254 243H252V244L250 243L251 245L249 244L250 246H252L251 249H257V248H261V247L264 248L263 247L264 246V243H263L264 242V173H259L258 174V171L259 170L264 169V150L262 152H256L255 151L256 144L261 143V142H264V128L259 129L260 128V125H259V123L253 117H251L249 119L248 118L247 119L246 118L243 119L242 118V112L241 111L236 112L232 117L227 116V119H226V117H225L224 120L222 118V120L220 121L219 125H221ZM62 125H61V127H62ZM65 125H67V124H65ZM75 125H74V127H75ZM87 125H85V127ZM219 125H217V126H219ZM195 127H196L195 129L198 130V128H197L198 126L196 125ZM72 128L71 127L70 128L68 127L69 131ZM251 128H252V130H251ZM85 129H87V127ZM148 129H149V127H148ZM255 129H257V130H255ZM196 130H194V131L196 132ZM218 130H219V128H218ZM190 131H191V129H190ZM222 132H221V134H222ZM87 133H89V130L87 131ZM114 133H115V131H114ZM225 133H224V135H225ZM204 134H206V133H204ZM49 136H50V133H49ZM228 136H226V137H228ZM204 139H205V137H204ZM228 139L229 138H226V140H228ZM35 141H38V140H35ZM96 141H97V138L93 139L92 146L90 148H88V151H86V152L81 150L80 152L77 153V151H78V149H77V151H76L77 154L74 155L75 157H73V160H75L74 162L76 163L75 164L76 167L74 169L76 173H75V175L74 174L73 175L76 176V180H79V177H80L79 174L81 175V173H82V172H80L82 170L81 160L82 159H85L86 156L89 155L88 153H91L93 150L97 149V147H95ZM111 141H114V140H111ZM231 142H228V143H231ZM228 143H226V144H228ZM43 145L41 147H43ZM45 145H46V143H45ZM11 146L12 145H10V147ZM47 146L48 145L44 146L43 148H45ZM80 148H79V150H80ZM14 149H15V146H14ZM37 149H38V147H37ZM40 149H42V148H40ZM73 149H75V148H73ZM26 151H28V149ZM45 152H46V150H44V152H42V153H45ZM34 161H36V160H34ZM33 163L30 162V163L25 164V166L23 167L25 169V171H24V169L21 170V171H24L23 173L21 172L22 174H19L17 172L19 175H16L15 174L16 176L15 175L12 176V174H11L12 169H11L10 175L4 176L6 174L3 173L4 174V175L2 174L3 175V178L2 179L0 178L1 179L0 180V264H4V262L6 260H7V263H8V260L10 258L8 256L9 258L7 257L8 259L6 258V260H5L6 252L8 253V251H9V250L6 251V248H7V245H8V242H7V239L8 238H10V239L12 238V240H16V242H20V240H23L24 241V244L21 243V242L20 243L23 244V245H25V247H23L22 249H20V248L23 245H19L18 247L21 246L20 248L17 247L19 250H22V251L26 247H29L31 249V247L34 246L33 244L35 242H37V240H38V238H36V233H37L36 231L37 230L34 231L33 226H30L28 224L29 223L32 224L34 222L33 220L35 219V221H36V218L39 217L38 215L40 214V212H38L39 213L37 215L38 217H36V215L34 214L35 213L34 210H33V212H31V210L33 209L32 208V206H34L33 204L37 201V199H36L37 196L43 194V192L42 193H39V195H38L37 192L34 193L33 191H36V190H35L34 186L32 185L31 187H33L34 190L32 192L30 191L29 195H26L25 194V192H26L25 191V187L31 185V184H28L27 179L28 178L30 179V177H29V174L30 173L35 175V173H32L33 170H35V169L37 170V168H38V171H39L38 173H40V176L45 175V170L41 167V165H39L41 163L40 161H39L38 164H36V162L34 164ZM0 166H2V164ZM15 166H16V163H15ZM8 167H10V166H8ZM16 167L14 169H16ZM34 172L37 173V171H34ZM17 176H20L22 178H20V177L17 178ZM74 176H72V177L74 178ZM162 176H164V175L162 174ZM34 178H36L35 180H37L38 176L37 177H34ZM53 178H56V177H53ZM87 178L88 179L85 180L86 183H87V181H89V176ZM163 178H165V177H163ZM167 179L168 178H165L166 181H167ZM76 180H74V182ZM29 182H30V180H29ZM38 182H39V180L37 182H35L34 184L35 185L36 184L38 185ZM41 182H42L41 185L38 186V187H36V188L38 189L39 187L42 186L38 190L43 191V188H44V190H45L44 191L45 192L44 194L45 195L47 194L49 196V194H48L49 191H47L48 190V185H47L48 182H46L45 179H44V181L41 180ZM163 182H165V181H163ZM170 183H168V184H170ZM61 185L63 186V184H61ZM163 185L165 187V184H163ZM160 186L161 185H159V187ZM166 187H169V186H166ZM161 189H162V187H161ZM26 190H29V189H26ZM53 190H51L52 191V194L55 193ZM222 194L224 196H226L228 194L230 195V198L229 199L227 198V201L224 200L225 206L219 205L220 202H221L220 201L221 199L220 200H217V199L221 198V197H219V195H222ZM161 195H164V193L162 192ZM34 196L36 197L35 198L36 200L33 198ZM172 197H170L169 199H172ZM190 197L192 198V195ZM39 201H40V199H39ZM41 201H43V204H44V199L41 200ZM40 202L37 204L36 208L34 207L36 210L37 209L39 210L40 206H42V204H40ZM191 202H192V200H191ZM26 203H28V204L31 203L32 206L27 205V207H26V205H25ZM183 205H185V204H183ZM46 207H48V206L47 205L44 206V209ZM40 209H43V208H40ZM128 209H130V208H128ZM40 211L43 213V210H40ZM127 211H129V210H127ZM50 213H51V211H50ZM134 213H133V215H134ZM127 215H128V213H127ZM185 215H186V213H185ZM50 216L51 215H49V217ZM191 216H192V218H191ZM45 220H46V217H45ZM120 220H122V223L120 222ZM219 220H217V221L220 224L219 223L217 224V227L218 228L216 227V230L215 231H217V229L219 231H222L224 229L222 225H224L225 223L222 222L223 224H221V221H219ZM38 222L40 223V221H38ZM46 222L47 221H45V223ZM132 222H134V221H132ZM37 223H35V225ZM45 223H44V229H42V230L45 231V229H46L48 231L50 228L52 229V226L53 225L52 226L51 225L50 226L48 225V224H50V222L47 223V224H45ZM68 223L70 224L69 221H68ZM247 224H244V225L247 226ZM67 225H66V227H67ZM224 226L226 228L222 232H224L228 228V225H224ZM42 227H43V224H42ZM66 227H63V228L65 229ZM76 227H77V225H76ZM219 227H222L223 229L220 230ZM109 228H108V230H109ZM228 230H226L225 232L227 233ZM55 231H58V230L55 229ZM68 231H66V232H68ZM213 231H214V229H213ZM42 233L40 235H42ZM104 233H107V232H104ZM37 234H39V233H37ZM47 234H48V232H47ZM49 234H50V232H49ZM57 234L58 233H56L55 235H57ZM60 234H62V233H60ZM206 234H207V238L205 237ZM50 235H52V233ZM50 235H47V236L49 237ZM132 236H134L135 239L130 238ZM194 236H193V238H194ZM48 237H46V238L48 239ZM56 237H54L55 240H53L54 238L52 240H49V239L46 240V242L43 243L44 245L41 246V247L36 246V245L34 246L35 247V250L37 249L38 252H37V250H36L37 254H34V253L31 252V255L30 256H32L33 254L35 255L33 257V258L36 259V263L35 264H57L56 262H59V260L61 259L62 255L64 256V254H66L65 253V246L67 245V244H65L66 241L64 243V241H61V239H58L59 236L57 237V240H56ZM224 237H222V238H224ZM51 238H52V236H51ZM154 239H156L157 242H155V249H152V250H156V251H152L151 250V252L150 251L147 252L148 249H144L146 251L144 252V250H143L142 253H140V255L137 256V258H135V259L130 258L131 254H130V251H128V249L130 247H132L131 245H134L135 244L139 248L140 247H144L147 244H153L154 243L153 241H155ZM68 240H69V238H68ZM226 240H228V239H225L224 242H226ZM83 241L84 240H82V242ZM86 241H88V240L86 239ZM230 241L228 242V243H230L228 246H227L228 243L226 242L227 243L225 245V246H227L226 248H228L231 245V242ZM221 243H223V242H221ZM161 244H162L161 246H163V243H161ZM56 245L58 246V248L55 249L54 246L56 247ZM16 246L17 245H15V247ZM150 246H148V247H150ZM38 247H39V249H38ZM84 247H86V246H84ZM153 247H154V245H153ZM255 247H257V248H255ZM29 248H27V249H29ZM78 248H77V246L74 245L72 247V249H71L72 251L69 250L68 254H66V255L67 256L70 255V257H71L72 256V253L73 252H76ZM262 248L260 250L257 249V251L255 250V252H253V253H255L254 256L250 255V257L252 259H255V260H258V259H261L262 260L263 257H264V254H263L264 249L262 250ZM27 249H25L24 251H26ZM124 249H125V252H124ZM22 251H20L19 254H21ZM13 252H15L14 249H13ZM17 252L18 251H16V253ZM16 253H13V254H16ZM22 254H24V252H22ZM217 254H219V253H217ZM220 256H221V254H220ZM27 258H29L28 257V254H27ZM219 258L220 257L218 256L217 261H213V263H211V264H221L220 263V260H222L223 258L222 259H219ZM12 259L14 260V258H12ZM67 259H68V257H67ZM90 260H88L87 262H90ZM249 261L251 262V260H249ZM258 262H260V261H258ZM262 262H264V261H262ZM240 263H242V262H240ZM5 264H6V262H5ZM86 264H88V263H86ZM90 264H94V263H90ZM224 264H225V262H224Z\"/></svg>",
  "mask_w": 264,
  "mask_h": 264
}]
</instances>
